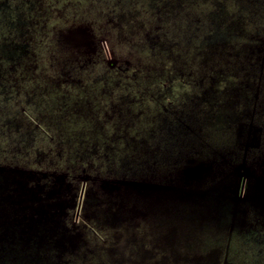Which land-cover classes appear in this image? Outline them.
Masks as SVG:
<instances>
[{"label": "rangeland", "instance_id": "374dc122", "mask_svg": "<svg viewBox=\"0 0 264 264\" xmlns=\"http://www.w3.org/2000/svg\"><path fill=\"white\" fill-rule=\"evenodd\" d=\"M87 27L105 61L69 57ZM0 168L62 203L41 247L15 228L0 264H264L263 217L214 219L220 192L264 181V0H0ZM153 185L211 192L155 207Z\"/></svg>", "mask_w": 264, "mask_h": 264}, {"label": "water", "instance_id": "95a60500", "mask_svg": "<svg viewBox=\"0 0 264 264\" xmlns=\"http://www.w3.org/2000/svg\"><path fill=\"white\" fill-rule=\"evenodd\" d=\"M202 171V165L200 162L197 163L190 161L184 166L183 169V183H197L198 180H201L202 182ZM26 178V172L17 169L0 168V206H2L3 203L8 205V208H0V214L2 213L0 216V231H2L0 233V241L2 243H6L7 246L15 245L14 242L10 243V238H14L13 232H15L14 229L16 228V232H20L19 235L17 234L19 236V243L16 245H21L22 250L28 249L29 246H31V242L34 240L38 241L36 244L39 247L43 245L44 236L46 235L45 233L47 232L48 228L47 223L51 222L53 225L60 224L58 215L48 216V211L46 209L50 205L56 206V208L60 210L62 208V203L60 200L54 203L53 201L47 203L46 200H51L53 197L52 194H48L45 201L41 200L39 196L41 194L40 189L38 187L36 189L27 187V184L24 180ZM30 178H33V176ZM117 184L118 185L115 187H111V190L116 191L118 195L124 193V197H131V193L137 189L139 190L140 187L135 183L132 184L131 182L120 181ZM198 184L201 183H197V185ZM189 185L190 184H188V187H190ZM238 185L239 182H236V185H233L232 197L226 196L224 192H220V194L217 195V199H219V201L217 202V206L214 209L216 214L214 219L217 222L218 228L219 221H221V217H223L224 214L229 216L231 231L236 229L241 230L248 226L247 222L250 213H254L257 216L264 218V181L257 179L254 181L253 186H248L247 193L243 199L238 198L236 195L238 194ZM146 187L147 185H143L141 188ZM151 189L152 194L157 195L154 196L153 200V206L155 207H162V204H164L163 201H161V193L164 192H166L164 193L166 196L177 194L175 196L182 197L183 201L181 203H188L191 201L190 198H201L211 192L209 190V192L206 193H200L198 191L197 193L192 192L191 190L183 189L182 193L179 190H175V194H172L171 188L169 186L165 188V186L159 185H153ZM144 197L145 199L147 198L146 196H142V199H144ZM208 212H213V210ZM40 226H42L41 228L43 233L40 230ZM20 227H23V230H20ZM66 246H68L70 251H72L71 253L77 249V246L74 243H68V245L60 242L57 243L60 253L66 252L64 249ZM0 249L4 250V244L0 245ZM32 260H34L35 264H39V259L36 256H34Z\"/></svg>", "mask_w": 264, "mask_h": 264}, {"label": "flooded vegetation", "instance_id": "af4514ba", "mask_svg": "<svg viewBox=\"0 0 264 264\" xmlns=\"http://www.w3.org/2000/svg\"><path fill=\"white\" fill-rule=\"evenodd\" d=\"M87 29H88V32L90 33V36H91V40H90V43H89V45H88V47H87V50L85 51V49H81L80 51L77 49V48H72V50H74V51H76V52H73V53H68L69 54V57L71 56V55H74V56H82V54L84 53V55H86V57H92V56H94V58L95 57H97V58H103L102 60H104L105 61V56H107V52H106V49H105V45H106V42H107V40L104 38V37H96V36H94V35H92L91 34V32H90V29L87 27ZM61 34V33H60ZM59 38V37H58ZM57 43L59 44V42L57 41ZM60 45V44H59ZM82 50H84L83 52H82ZM77 53H78V55H77ZM25 118H27L28 119V117H26L25 116ZM8 121H6V123H7ZM9 125V124H8ZM136 181H138V179H136ZM85 184L84 183H80V184H78V186L76 187V189L78 190V203H77V209L75 210L76 212L77 211H79V207H80V204H81V197H82V195H83V192H84V188H85ZM245 187H246V180H245V178H241L240 179V181H239V185H238V196H242L243 195V193H244V191H245ZM75 212V214H74V216H76L77 217V213ZM249 217L250 218H252L251 216H250V214H249ZM256 231H263L264 232V228H262V229H255Z\"/></svg>", "mask_w": 264, "mask_h": 264}]
</instances>
